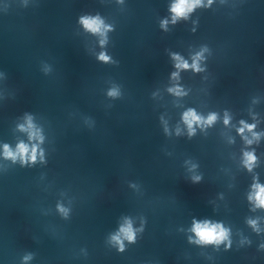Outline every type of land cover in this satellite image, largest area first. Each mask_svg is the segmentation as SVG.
I'll return each mask as SVG.
<instances>
[{
  "label": "water",
  "instance_id": "water-1",
  "mask_svg": "<svg viewBox=\"0 0 264 264\" xmlns=\"http://www.w3.org/2000/svg\"><path fill=\"white\" fill-rule=\"evenodd\" d=\"M169 3L0 0V143L27 140L16 124L29 112L42 126L47 158L31 168L7 162L0 171V264H21L28 252L30 264H264V233L245 223L264 211H250L252 174L240 164L235 128L221 120L192 139L168 137L159 119L175 128L187 107L221 117L227 109L235 125L251 123V109L264 130V0H217L164 32L159 20ZM97 13L115 24L107 51L118 64L96 60V37L77 22ZM201 45L211 52L207 70L182 72L191 90L177 100L166 91L174 70L166 49L188 58ZM113 83L122 92L115 100L106 96ZM253 147L264 183V139ZM188 159L203 174L199 184L189 180ZM57 201L70 206L69 219L56 212ZM124 216L146 224L137 243L118 253L106 240ZM193 218L230 226L231 250L189 244ZM238 232L251 244L239 246Z\"/></svg>",
  "mask_w": 264,
  "mask_h": 264
},
{
  "label": "clouds",
  "instance_id": "clouds-1",
  "mask_svg": "<svg viewBox=\"0 0 264 264\" xmlns=\"http://www.w3.org/2000/svg\"><path fill=\"white\" fill-rule=\"evenodd\" d=\"M116 3L123 5L125 0H116ZM217 0H170L167 8L168 15L159 20V27L162 31H170V26H175L181 21H189L192 15L198 9H210ZM220 4L226 3V0H219ZM28 0H24V5L27 6ZM78 24L83 32L96 37L97 44L100 51L95 53V58L98 62L103 64H118V61L107 51L109 44V33L115 31V24L106 21V18L99 13L83 14L78 17ZM198 20H192V32L196 31ZM166 52L172 61L173 71L169 75V85L166 91L169 95L177 100L188 96L190 88H186L182 84L181 73L191 72L195 74L205 73L207 70L206 61L211 54L207 45H201L198 50L191 52L188 58L179 52L167 50ZM43 72L48 74L51 72V67L47 64L43 66ZM6 78L4 72H0V79ZM153 96L156 93H152ZM106 96L112 100L118 99L122 96L121 87L113 83L106 91ZM254 104L257 99L253 98ZM249 115L252 122L249 123L245 119H240L235 125L232 123L233 116L229 110L223 111V116L217 111H209L206 115L198 112L194 107L185 108L181 114L180 119L175 128H170L168 121L160 116V123L163 126V132L166 136L171 137L175 135L180 137L186 135L188 139H192L197 134L199 129L201 132H206L207 129L213 127L218 121L222 120L225 127H234L236 135L243 141L241 148L240 164L243 169L252 174V183L247 193V201L250 205V211L257 212L264 211V183L259 180V174L255 173V169L260 164V157L256 154L254 145L258 146L262 139H264V130H257L261 120L258 114L249 109ZM16 124V130L26 134L27 140L19 139L13 146L10 143H0V171H7L10 162L11 165L19 164L20 167H34L37 164L46 165V150L43 147L45 143V136L43 134L42 126L39 125L35 119L34 114L25 112ZM229 143H235V137L229 138ZM184 164L187 171L190 173L189 180L193 184H199L203 181V174L197 172L199 168L198 163L191 159L185 160ZM129 186L138 190L136 183H130ZM221 198H223L221 194ZM56 212L65 220L69 219L71 208L66 206L62 201H57L55 205ZM264 217H247L245 223L251 230L260 235L264 233L262 227ZM146 220L141 217L140 224L137 227L131 216L122 217V222L118 228L109 233L106 243L115 248L118 253H124L128 245L137 243V240L144 232ZM180 231H185L181 228ZM187 240L189 244L199 246L201 248L212 247L219 251L223 246L225 251H229L233 245V232L230 226H226L222 221L213 219H192L191 227L188 228ZM240 235L239 246L250 245L251 240L248 237ZM258 250H264V242L258 246ZM87 254L85 250H82ZM34 253L28 252L21 258V264H30L34 259ZM211 258V257H209Z\"/></svg>",
  "mask_w": 264,
  "mask_h": 264
}]
</instances>
